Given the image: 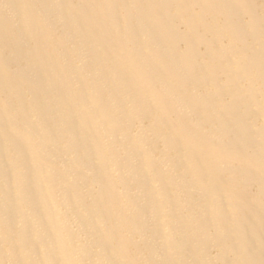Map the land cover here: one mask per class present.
Returning <instances> with one entry per match:
<instances>
[{"label": "rangeland", "instance_id": "rangeland-1", "mask_svg": "<svg viewBox=\"0 0 264 264\" xmlns=\"http://www.w3.org/2000/svg\"><path fill=\"white\" fill-rule=\"evenodd\" d=\"M106 2L130 7L129 0ZM97 4L0 0V28L7 34L0 31V264H242L264 258V237L247 242L246 225L237 233L257 205L254 184L243 193L246 200L230 207L222 197L226 189L206 182L211 172L249 164L217 156L219 128L195 101L202 90L216 93L228 74L233 91L257 96L244 63L264 58L256 39L231 47L236 55L220 60L223 73L213 74V86L212 78L183 91L180 78H159L152 65L142 78L140 69L151 61L143 50L139 64L130 66L133 53L115 32L97 44L96 33L81 34L92 29L77 11ZM183 8L190 17L191 6ZM71 16L79 26L69 25ZM123 16L118 9L116 17ZM98 19V27L106 24ZM13 34L17 41H10ZM31 35L41 41L27 42ZM218 36L224 45L227 35ZM41 48L52 54L40 56ZM255 99L264 104V95ZM223 178L229 182L233 174ZM216 202L221 205L211 209ZM212 212L226 217L222 241L214 240Z\"/></svg>", "mask_w": 264, "mask_h": 264}, {"label": "bare ground", "instance_id": "bare-ground-1", "mask_svg": "<svg viewBox=\"0 0 264 264\" xmlns=\"http://www.w3.org/2000/svg\"><path fill=\"white\" fill-rule=\"evenodd\" d=\"M91 1L85 0V4L90 5ZM96 1L98 4L95 5L94 10L88 7L77 11L84 21L90 23L92 29L91 32L84 31L81 34L95 38L91 33H96L95 44H97L107 41L115 32L124 48H129L133 53L129 62L132 67L139 64L140 55L144 50L149 58L147 62L151 61V64L140 69L139 74L144 79L152 65L151 68L156 70L155 72L160 75L159 78L164 76H170L172 79L180 78L178 85L183 91H186V85L190 83L202 88V85L212 78L213 86L218 82L213 74L223 73L220 60L227 63V58L236 55L234 48H231L234 45L246 46V42L254 37L256 47L264 53V0H129L130 7H126L124 2L109 4L106 0ZM39 3L43 6L42 2ZM185 4L191 6L190 17L186 13V8H183ZM118 9L124 13L122 18L116 17ZM207 12H211L213 16L207 17ZM100 16L104 17L106 24L98 27ZM69 22V25H78V21L73 16ZM0 31L3 36H7L5 30L0 28ZM220 31L227 35L224 45L220 43L222 39L218 36ZM214 34L220 42L214 40ZM35 35L40 36L38 32ZM143 37H146L147 43L142 41ZM30 39L31 41H28L26 38L31 44L41 41L33 35ZM17 40V35L10 36V41ZM37 50L40 56L52 54L49 50L46 53L43 48H41L42 54L39 49ZM106 53L107 60L108 54H112V48L108 47ZM244 57L246 56H243L241 62L236 59L239 57H236V63L241 64ZM209 62H214L215 65L212 66ZM244 63L249 73V80L257 86V96L251 90L247 91L248 94H242L244 90L240 88L233 91L232 87L235 83L228 74L224 75L221 87L215 89L216 93L208 95L202 90L199 92L200 100L195 101L199 104L197 108L203 109L200 110L202 117L219 128L218 141L221 142H218L219 149L214 150L217 156L232 157L236 161L249 164L232 165L225 170L230 172L214 171L211 172L210 177V173L204 174L210 178L206 182L216 181L226 189L222 197L230 207L246 200L243 193L250 190L248 185L254 184L255 190L251 193V197L257 205L249 211V220H244V225L237 231L241 236L245 225L248 226L249 232L245 237L248 242L264 237V124L259 123L261 120L264 121V118L261 119L264 117V104H259L255 99L264 95V58L260 60L246 57ZM2 64L7 66L10 62L4 60ZM203 68L205 71L202 72ZM257 120L260 121L257 123ZM11 123L14 124V121ZM237 154H242L245 158L239 160L236 158L239 156H235ZM191 168L196 170L195 166ZM227 173L233 174V179L229 182L223 178ZM235 190L240 192L238 196L232 194L231 191ZM220 205L221 203L216 202L211 205V209ZM210 217L209 225L215 231L214 240L222 241L225 237L222 231L226 226V217L214 212ZM242 264H264V258H254Z\"/></svg>", "mask_w": 264, "mask_h": 264}]
</instances>
